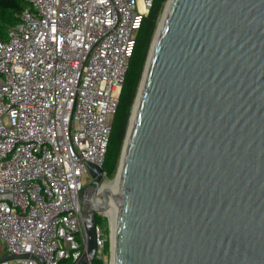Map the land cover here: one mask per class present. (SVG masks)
<instances>
[{
  "label": "water",
  "instance_id": "obj_1",
  "mask_svg": "<svg viewBox=\"0 0 264 264\" xmlns=\"http://www.w3.org/2000/svg\"><path fill=\"white\" fill-rule=\"evenodd\" d=\"M168 4L116 192L87 166L75 264L93 263L110 202L114 264H264V0H167L163 13Z\"/></svg>",
  "mask_w": 264,
  "mask_h": 264
},
{
  "label": "built area",
  "instance_id": "obj_2",
  "mask_svg": "<svg viewBox=\"0 0 264 264\" xmlns=\"http://www.w3.org/2000/svg\"><path fill=\"white\" fill-rule=\"evenodd\" d=\"M26 1L0 40V241L5 258L18 256L0 264H75L86 250L87 166L103 170L154 0ZM95 259L114 264L111 233L98 226Z\"/></svg>",
  "mask_w": 264,
  "mask_h": 264
},
{
  "label": "trees",
  "instance_id": "obj_3",
  "mask_svg": "<svg viewBox=\"0 0 264 264\" xmlns=\"http://www.w3.org/2000/svg\"><path fill=\"white\" fill-rule=\"evenodd\" d=\"M166 2L167 0L153 1L151 9L143 19L141 27L135 36L134 51L121 88L117 109L111 122V133L103 165V172L108 179L114 178L117 173L133 104L152 38ZM27 8L28 2L26 0H0V40L6 39L7 29L18 21L21 13ZM102 220L101 216L97 217L98 227H100ZM105 249H108V241L105 244ZM92 264H102V262L94 259Z\"/></svg>",
  "mask_w": 264,
  "mask_h": 264
},
{
  "label": "bare ground",
  "instance_id": "obj_4",
  "mask_svg": "<svg viewBox=\"0 0 264 264\" xmlns=\"http://www.w3.org/2000/svg\"><path fill=\"white\" fill-rule=\"evenodd\" d=\"M168 8H169V4L167 5V7L165 9V12L163 13V16H162V18H161V20L159 22V25H158V28H157V33L155 35L154 43H153V46H152V51H153L154 44H155V42L157 40V37L159 35V32H160V30L162 28L163 22L165 20ZM136 108H137V105L135 106V110L133 111V117H132V120H131V124L133 123V120H134V115H135ZM119 181H120V174H118L116 176L114 181H112L111 184H109L107 186V188H109L113 192H116V190H117V188L119 186ZM109 204H110L109 208L107 209V211H105L104 214L108 218V220H109V222L111 224V238H112V241H113L114 240V228H115V221H116L117 211H116V206L112 202H110Z\"/></svg>",
  "mask_w": 264,
  "mask_h": 264
},
{
  "label": "rangeland",
  "instance_id": "obj_5",
  "mask_svg": "<svg viewBox=\"0 0 264 264\" xmlns=\"http://www.w3.org/2000/svg\"><path fill=\"white\" fill-rule=\"evenodd\" d=\"M165 5H166V3H165ZM165 5H164V8H165ZM164 8H163V10H164ZM163 10H162V13H161V15H160V18H159V21H158V24H159V22H160V20H161V17H162V14H163ZM158 24H157V26H158ZM156 29H157V27H156ZM156 31V30H155ZM154 34H155V32H154ZM153 37H154V35H153ZM152 40H153V38H152ZM152 43V42H151ZM151 47V46H150ZM149 51H150V49H149ZM149 54V53H148ZM116 178V175L114 176V178H112V179H108V178H104L103 179V181H102V184L104 185V186H108L109 184H111V182L112 181H114V179ZM102 217V222H101V225H100V229L102 230V232H104V234H105V236H106V238H109V234H110V226H111V224H110V222H109V220H108V218L105 216V215H102L101 216ZM106 252V251H105ZM4 246L2 245V243L0 242V258L1 257H3L4 256Z\"/></svg>",
  "mask_w": 264,
  "mask_h": 264
},
{
  "label": "crops",
  "instance_id": "obj_6",
  "mask_svg": "<svg viewBox=\"0 0 264 264\" xmlns=\"http://www.w3.org/2000/svg\"><path fill=\"white\" fill-rule=\"evenodd\" d=\"M1 242V241H0ZM3 245V244H2ZM4 256L3 257H1L0 259H2V258H5V256H6V251H5V248H4Z\"/></svg>",
  "mask_w": 264,
  "mask_h": 264
}]
</instances>
